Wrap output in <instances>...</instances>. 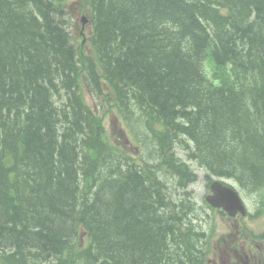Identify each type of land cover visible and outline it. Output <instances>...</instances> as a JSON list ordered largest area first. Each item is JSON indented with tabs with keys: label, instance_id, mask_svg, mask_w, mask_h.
<instances>
[{
	"label": "trees",
	"instance_id": "16d2710c",
	"mask_svg": "<svg viewBox=\"0 0 264 264\" xmlns=\"http://www.w3.org/2000/svg\"><path fill=\"white\" fill-rule=\"evenodd\" d=\"M80 1L90 55L66 0H0V264H200L194 204L159 172L195 180L177 142L205 177L262 178L264 0Z\"/></svg>",
	"mask_w": 264,
	"mask_h": 264
},
{
	"label": "flooded vegetation",
	"instance_id": "af4514ba",
	"mask_svg": "<svg viewBox=\"0 0 264 264\" xmlns=\"http://www.w3.org/2000/svg\"><path fill=\"white\" fill-rule=\"evenodd\" d=\"M236 179V178H235ZM231 180L247 211L233 215L216 209L222 223L211 233V247L203 244L204 264H264V173L256 183ZM213 253V255H212Z\"/></svg>",
	"mask_w": 264,
	"mask_h": 264
},
{
	"label": "rangeland",
	"instance_id": "374dc122",
	"mask_svg": "<svg viewBox=\"0 0 264 264\" xmlns=\"http://www.w3.org/2000/svg\"><path fill=\"white\" fill-rule=\"evenodd\" d=\"M80 9H81L80 4L76 0H67V19L68 21H71L70 29L74 32V35L78 34L80 30L82 31V35L86 37L83 48H87L89 46V41L87 38H89L90 33H91L90 24L88 21L89 16L87 13H85L86 11L82 12ZM83 14L86 15L87 19L82 26V22L80 18H81V15ZM83 95L88 105L92 107L95 106L96 97H92L90 92H87L86 90H83ZM96 111L98 112V115L102 117V122L105 127L106 134L112 135V136L115 135L117 137L119 135L120 141L117 140L116 142L115 140V142L118 145H122V144L126 145L125 147L128 153H130L132 156H135V158L139 160L138 147H140V145L143 143L135 142L133 138L130 135H128L129 132L127 130H126L127 138L126 137L125 138L128 141L123 137L122 133L119 134L121 132L120 130L121 123L119 121L120 119L119 120L117 119V114H118L117 110L113 109L112 107L107 108V105H106L105 109H101L100 106H98V110ZM128 137H130V139ZM110 141L113 142L112 137H110ZM177 149H178L177 154L181 157H184L183 150L180 148H177ZM190 166L195 171L197 177L195 181H193L191 184H189L185 188H183L178 183L177 177L173 176L171 172H169V170L165 167L160 168L159 177L167 185L166 190L168 194L169 195L171 194V196L175 200H177L178 197L184 196V190L190 191L191 198L193 202L196 203L197 205V209H196L197 215H195L194 217L195 223L193 224L195 225V227L205 228L206 230L210 232V236H211L210 230H213L216 224L222 223V220L220 219V217L217 216V212H215L214 210H211V208L207 207L204 204L205 202L204 197L209 192V187L207 186V182L205 178L203 177V172L199 168L195 167V163L191 164ZM198 212H199V215H198ZM198 216H199V219H198ZM198 220H199V223H198ZM211 242H212V239L210 238L209 248L211 247ZM198 244L202 245V240L199 241Z\"/></svg>",
	"mask_w": 264,
	"mask_h": 264
},
{
	"label": "bare ground",
	"instance_id": "6f19581e",
	"mask_svg": "<svg viewBox=\"0 0 264 264\" xmlns=\"http://www.w3.org/2000/svg\"><path fill=\"white\" fill-rule=\"evenodd\" d=\"M39 42V41H38ZM1 43V42H0ZM3 48V47H2ZM27 50V49H26ZM57 51V50H56ZM4 53V52H3ZM34 55V54H33ZM32 58V57H31ZM36 58V57H35ZM41 60V59H40ZM41 65V64H40ZM17 75V74H16ZM24 83V82H23ZM32 90V89H31ZM12 92V91H11ZM20 93V92H19ZM9 94V93H8ZM12 97V96H11ZM62 98V97H61ZM11 99H13V98H11ZM27 99H29V98H27ZM10 100V99H9ZM1 101V100H0ZM26 108V107H25ZM36 108V107H35ZM30 110V109H29ZM36 110V109H35ZM58 113V112H57ZM56 113V114H57ZM23 114V113H22ZM25 114V113H24ZM49 114V113H48ZM54 114V113H53ZM52 114V115H53ZM18 115V114H17ZM45 115V114H44ZM3 116H4V114H3ZM32 116V115H31ZM6 118V117H5ZM9 118V117H8ZM29 120H30V118H28ZM50 119V118H49ZM56 119V118H55ZM27 120V119H26ZM33 120V119H32ZM59 120H61V119H59ZM9 121H11V120H9ZM9 121H7V122H9ZM53 121V120H52ZM58 122V121H57ZM36 123V122H35ZM54 123V122H53ZM12 124V123H11ZM49 124V123H48ZM18 125V124H17ZM45 125V124H44ZM43 125V126H44ZM56 126H58V125H56ZM24 127V126H23ZM47 127V126H46ZM61 128V127H60ZM4 129V128H3ZM8 129V128H7ZM59 129V128H58ZM58 151V150H57ZM146 151H147V149H146ZM145 154H146V152H145ZM58 156V155H57ZM82 159V158H81ZM23 163V162H22ZM110 165V164H109ZM109 170V169H108ZM79 171V170H78ZM98 176V175H97ZM72 182V181H71ZM107 186V185H106ZM141 188V187H140ZM108 190V189H107ZM104 192V191H103ZM142 192V191H141ZM109 201V200H108ZM160 203V202H159ZM6 204V203H5ZM4 204V205H5ZM178 204V203H177ZM164 206V205H163ZM3 209V208H2ZM138 209V208H137ZM5 210V209H4ZM69 212V211H68ZM69 221V220H68ZM173 248V247H172ZM174 249V248H173ZM166 250V249H165ZM102 257V256H101ZM187 261V260H186ZM30 262V261H29ZM32 264V263H31Z\"/></svg>",
	"mask_w": 264,
	"mask_h": 264
},
{
	"label": "water",
	"instance_id": "95a60500",
	"mask_svg": "<svg viewBox=\"0 0 264 264\" xmlns=\"http://www.w3.org/2000/svg\"><path fill=\"white\" fill-rule=\"evenodd\" d=\"M214 184H217V183H214ZM219 205V204H218ZM225 206V205H224Z\"/></svg>",
	"mask_w": 264,
	"mask_h": 264
}]
</instances>
